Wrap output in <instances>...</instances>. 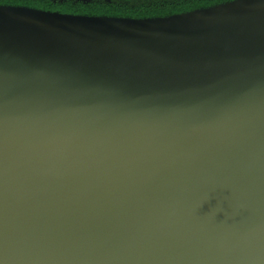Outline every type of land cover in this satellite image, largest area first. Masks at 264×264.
Wrapping results in <instances>:
<instances>
[{
	"label": "water",
	"instance_id": "1",
	"mask_svg": "<svg viewBox=\"0 0 264 264\" xmlns=\"http://www.w3.org/2000/svg\"><path fill=\"white\" fill-rule=\"evenodd\" d=\"M214 139L220 163L182 166ZM0 264H264V0L136 19L0 4Z\"/></svg>",
	"mask_w": 264,
	"mask_h": 264
},
{
	"label": "trees",
	"instance_id": "2",
	"mask_svg": "<svg viewBox=\"0 0 264 264\" xmlns=\"http://www.w3.org/2000/svg\"><path fill=\"white\" fill-rule=\"evenodd\" d=\"M228 1L233 0H0V4L27 6L62 16H114L136 19L171 16Z\"/></svg>",
	"mask_w": 264,
	"mask_h": 264
},
{
	"label": "bare ground",
	"instance_id": "3",
	"mask_svg": "<svg viewBox=\"0 0 264 264\" xmlns=\"http://www.w3.org/2000/svg\"><path fill=\"white\" fill-rule=\"evenodd\" d=\"M260 142L259 139H256L254 141L255 144H258ZM219 141L214 139L213 142H201V143H194L193 144V148L194 150L198 151V154L193 157L189 160V161H186L185 164L182 166L186 169H194L198 163V158L199 159H202V157L200 156L201 153H203V158L206 157V155H211L214 160L218 161L220 163L221 159H222V156H223V153L220 152V149H213V147L218 144ZM258 147H261L262 145H256ZM207 153V154H206ZM190 164V167H186V165ZM204 167V166H203ZM143 175V174H142ZM228 176V173L224 174V177H227ZM143 177L145 178H140V180H145L144 183H141V182H131L129 181L128 179L126 180V187H127V191H128V196L127 198L129 199V202L128 200L125 198V199H122V201L125 203V207H122V206H118L117 209H116V212L114 214L116 215H112L111 217V222L113 224H121V226H116V227H121L123 228V221L121 220V215H125L126 213H131L133 215H136V207L137 206H132L130 204H132L137 198H139L142 194L141 192H144L145 189H146V185L147 184H150L151 181L143 175ZM175 182L177 183V185L181 184L182 183V180L180 179H189L191 176L190 175H186V174H181V173H178L175 175ZM181 177V178H179ZM166 178H164V180H161L162 183H169V180H165ZM192 184V182L190 180L186 181V185H190ZM233 186V184H232ZM192 187V186H191ZM141 194V195H140ZM230 195H235V192L234 190L231 191ZM83 199H90V197L85 194L83 195ZM82 201L80 200V203ZM176 207H178V209H180V206L179 204H175ZM217 208H219L220 210H222L224 207H226V209H228V207L230 206V204L226 201L224 202V204L222 205H215ZM225 209V210H226ZM132 210H135L134 213H132ZM144 212V211H143ZM152 213H156V208H153V212ZM138 217V216H137ZM216 220L218 219H212L211 217H207V218H203L202 220V223H203V227L206 229L205 232L207 233L209 230H212L214 225H215V222ZM145 223H151L149 221V219L145 218L144 220ZM150 228H152V226L150 225L149 226ZM119 228V230L121 229ZM110 230L111 233H116L118 230H116V228L114 229H110V228H107ZM135 230L137 231V227L135 228ZM140 231V230H139ZM141 232V231H140ZM162 233L164 234V236H169L171 234H173L175 237H178V238H183V239H186L187 243H192V244H197L199 239H198V234H194L192 232L191 229H187L185 227H181L180 225H172L171 228H170V231H167V230H163ZM116 248H113V251L115 250Z\"/></svg>",
	"mask_w": 264,
	"mask_h": 264
},
{
	"label": "rangeland",
	"instance_id": "4",
	"mask_svg": "<svg viewBox=\"0 0 264 264\" xmlns=\"http://www.w3.org/2000/svg\"><path fill=\"white\" fill-rule=\"evenodd\" d=\"M52 1H54V2H63V1H77V0H52ZM82 1H85V0H82Z\"/></svg>",
	"mask_w": 264,
	"mask_h": 264
}]
</instances>
